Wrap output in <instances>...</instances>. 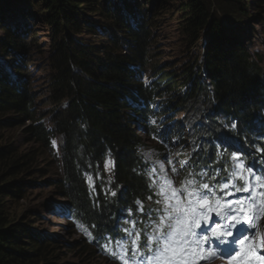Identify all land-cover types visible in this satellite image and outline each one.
<instances>
[{"label": "trees", "instance_id": "trees-1", "mask_svg": "<svg viewBox=\"0 0 264 264\" xmlns=\"http://www.w3.org/2000/svg\"><path fill=\"white\" fill-rule=\"evenodd\" d=\"M30 1L50 29L43 95L27 72L43 51L26 21L35 19L23 6ZM139 1L0 0V57L10 63L0 67V264H60L73 245L36 230L42 211H20L34 190H47L60 214L70 209L69 220L84 224L95 245L122 241L125 221L142 233L160 208L140 151L147 142L160 151L180 146L188 176L202 169L225 177L236 152L256 173L264 170L257 151L264 148V55L234 41L219 19L246 17L250 2L181 1L184 45L207 40L201 60L177 67L159 61V13ZM253 3L264 8V0ZM85 252L95 255L92 247Z\"/></svg>", "mask_w": 264, "mask_h": 264}, {"label": "rangeland", "instance_id": "rangeland-1", "mask_svg": "<svg viewBox=\"0 0 264 264\" xmlns=\"http://www.w3.org/2000/svg\"><path fill=\"white\" fill-rule=\"evenodd\" d=\"M183 0H140L139 3L142 4L146 9L152 10L149 13L151 16H155V11L159 14L156 15L155 27H154V36L157 43V50L160 53L159 61L162 65H175L177 67L181 66L185 61H190L194 57L197 59H202L203 49L205 48L207 37L204 35L201 40L195 44L197 48H191V46L184 45V40L186 38L181 35L179 28L181 27V13L179 12V4ZM250 2V5L246 9V17H241L237 19H226L225 17H219L221 23L224 24L225 32L232 37L234 41L240 42L244 48L248 51L258 52L259 54L264 55V8L261 10H256L254 8V0H247ZM36 2L30 1L29 4L23 5L27 6V9L30 8V14L35 18H30L28 21L29 25L35 30V35H37L36 42L40 46L42 54H34L33 60L28 67V74L32 79V86L37 93L41 95L44 94V75L45 71L43 63H45L47 50L45 48L46 43L49 40V28L44 23V19L41 14V9L39 7H33ZM223 16V15H222ZM89 17V16H87ZM230 17V16H229ZM232 17V14H231ZM17 22L21 25V19L23 16L20 15V12L16 11ZM8 21L13 23L11 18H8ZM94 24L97 22L95 18H92ZM18 24V26H19ZM20 27V26H19ZM105 35L106 32L103 31ZM0 38H4L3 32L0 31ZM88 41L91 40L89 37L86 38ZM191 48V49H190ZM190 50V51H189ZM202 50V51H201ZM0 67L3 70L8 71L10 69V63L8 59L0 57ZM19 132L17 133V136ZM143 136V134H142ZM144 137V136H143ZM59 141H53V147L55 151L58 150ZM180 146L173 148L171 152L167 149H163L158 152L153 148V145L150 142L146 143V148L143 147L141 150L142 157L146 160L151 168H158L160 163L165 164V168L168 169L167 175L174 181L175 187L179 188L181 182L186 179L181 175V161L178 160L175 155V151ZM166 158L173 161L172 165L166 163ZM236 163V162H235ZM247 164V163H246ZM106 165H108L106 167ZM249 165V164H248ZM173 166L178 170L179 174H176L171 169ZM252 167V166H251ZM111 161L106 159L104 163V174L106 178L104 181L108 182L110 179L111 172ZM254 173L256 170L252 167ZM231 170V169H230ZM239 171V169L237 170ZM258 171V170H257ZM201 172H199L200 175ZM259 174V171L256 173ZM245 179L248 178L249 173L246 171L243 173ZM264 176V171L259 174ZM157 184L161 182L163 177L158 173L157 174ZM152 181V180H151ZM206 182L210 186L219 192V188L214 184L212 178L208 177ZM253 182L257 184L256 191H264V188L259 186V182L253 178ZM238 184H243L244 181L237 179ZM155 190L158 191L157 186ZM231 191L232 194L229 195L228 192ZM224 196V197H222ZM220 198H226L228 201L241 200L245 205L248 204L250 199L249 194L246 192L236 193L233 189L226 190L225 193ZM157 199L160 197L157 196ZM257 202H259V197H255ZM223 200V199H222ZM52 197L49 195L47 190H34L32 191L24 202L20 203V211L30 210L33 211L40 210L42 211L41 221L36 227V230L44 232L45 234L56 237L58 242L62 244H73L67 246L68 249L62 250L61 263L60 264H124L126 259L129 264H143L146 260V256H141L140 253L136 250H133V246L129 243L127 245V251H124L120 247L122 241H116L115 244L112 242V247L110 241L103 243L101 246L95 245L93 242L94 236L87 229L84 224L76 222L71 218L69 210L65 207L66 214H60L56 209L55 205L51 202ZM51 202V203H50ZM161 207V205H160ZM258 207H261L258 203ZM68 211V212H67ZM226 208H220L216 211L209 212L201 222V225L210 226L209 230L213 233V229L219 223L221 225V230L223 229L226 219L224 218ZM253 216L252 212H249L248 217H244L241 214L242 223L239 225H234L230 230L232 232L231 236H216L219 240V248L224 246V248L231 252L232 255L237 256L235 260L224 262L218 258L204 259L200 261V264H264V247H261L259 244V239L261 236H264V211H256L255 216H258V219H250ZM147 223V225H149ZM135 225V227H133ZM124 233L126 234L124 238H127V233L125 230H130L133 233V236L129 239H135V233L138 232V226L134 222L125 221L122 224ZM151 231V229L149 230ZM123 238V239H124ZM247 238V239H245ZM243 240L244 252L241 256H238V253L242 251V245L240 241ZM225 241V242H222ZM144 242V241H143ZM142 240L140 243H143ZM61 244V245H62ZM95 248H94V247ZM92 247L95 250V255L85 252V250ZM208 254L205 253V256ZM114 257V258H111Z\"/></svg>", "mask_w": 264, "mask_h": 264}, {"label": "snow or ice", "instance_id": "snow-or-ice-1", "mask_svg": "<svg viewBox=\"0 0 264 264\" xmlns=\"http://www.w3.org/2000/svg\"><path fill=\"white\" fill-rule=\"evenodd\" d=\"M232 127L235 128L236 125L233 124ZM257 151L264 152V148L257 146ZM241 156H243L242 153L236 152L232 156V160L236 163L231 168L228 177L223 181L217 180L219 192L201 179L194 170L189 173L188 178L181 182L180 187L176 188L174 181L167 175L168 169L165 168L164 163H160L158 168L150 167L148 169L152 180L150 187L157 186L158 191L154 194L160 199L155 202L161 207L156 210L158 215L152 217L148 227L142 233L134 234L135 239H129L133 233L125 230L127 238L119 242L121 249L127 251V245L130 243L133 250L138 251L141 256H146L143 264H200V261L204 259L219 258L217 250L204 246L207 237L197 234L196 230L200 228L202 219L209 212L226 208L224 218L227 222L224 223L223 229L227 231L221 230V225L218 223L213 229V234L218 237L231 236L230 229L242 223L241 214L248 217L249 212H252L253 216L250 219H258L255 212L264 211V191H256L257 184L253 182L254 178L259 182V186L264 188V176L254 173L251 165L240 159ZM166 163L172 165L173 161L166 158ZM179 163L181 168L188 166L186 161ZM171 170L179 174L174 166ZM245 171L249 173L247 179L243 175ZM158 173L163 177L159 184L156 178ZM237 179L244 183L238 184ZM229 189H233L236 193L241 191L248 193L250 197L248 204L245 205L241 200L228 201L226 198L222 200L220 197ZM228 194L231 195L232 192L229 191ZM112 195H115V192ZM255 197L260 198L259 202ZM148 199L151 200L152 195ZM258 203L261 207H258ZM137 204L143 214V202L137 201ZM129 214L132 215L131 210ZM142 234L144 242L140 243ZM243 242V240L240 241L241 244ZM259 244L264 247V236L260 237ZM205 253L208 255L205 256ZM124 264H129V262L125 259Z\"/></svg>", "mask_w": 264, "mask_h": 264}, {"label": "bare ground", "instance_id": "bare-ground-1", "mask_svg": "<svg viewBox=\"0 0 264 264\" xmlns=\"http://www.w3.org/2000/svg\"><path fill=\"white\" fill-rule=\"evenodd\" d=\"M142 149H143V147L141 148V150H142ZM141 150H140V151H141ZM175 155L177 156L178 160L181 161L180 156L177 155L176 152H175ZM143 159H144V158H143ZM231 161L233 162V165H235V161H233L232 159H231ZM186 162H187V161H186ZM255 173H256V172H255Z\"/></svg>", "mask_w": 264, "mask_h": 264}]
</instances>
